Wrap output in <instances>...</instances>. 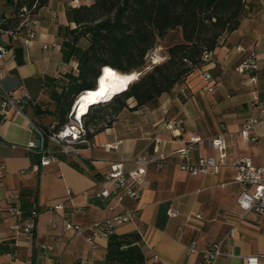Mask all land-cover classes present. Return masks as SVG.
I'll return each mask as SVG.
<instances>
[{
  "label": "crops",
  "instance_id": "1",
  "mask_svg": "<svg viewBox=\"0 0 264 264\" xmlns=\"http://www.w3.org/2000/svg\"><path fill=\"white\" fill-rule=\"evenodd\" d=\"M90 3L48 0L36 11L39 26L33 43L14 42L1 57L2 87L22 98L23 110L0 112V264H207L203 254L217 243L223 255L213 264H245V256L252 253L264 264V215L241 216L231 165L214 174H190L169 157L160 167L147 169L137 202L139 220L120 223L110 235L97 236L94 248L85 234L64 231L65 217L88 227L122 211L111 196L97 194L104 174L112 161L124 162L130 170L132 159L150 150L155 138L161 150L172 152L191 136L199 137L190 151L196 162L216 154L210 140L222 135L229 156L246 155L255 164H264V114L253 106L251 92L255 88L264 105V0H247L239 26L224 34L185 80L161 94L155 106L135 109L131 98L128 107L92 134L95 145L85 151V158L59 153L52 144L47 148L56 152V158L34 170L39 157L25 149L35 138L33 125L46 131L58 125L61 111L67 108L61 104L63 88L69 74L77 75V61H65L61 49L70 29L76 27L67 16V6ZM11 11L10 0L0 4V19ZM237 45L258 55L255 87L247 86L235 70L243 57L236 52ZM204 70L217 82L212 92L201 89ZM250 117L259 119L253 130L257 139L246 141L237 133ZM176 118L182 119L181 127L165 128L167 121ZM113 142H118L116 148H104ZM103 185L110 188L112 182L105 180ZM16 193L22 216L39 210L30 239L10 227L14 216L8 207ZM57 202H63L66 210H53L51 205ZM171 204L179 209L177 216L168 215ZM75 205L83 209L70 211ZM193 239L198 251L189 253L187 245Z\"/></svg>",
  "mask_w": 264,
  "mask_h": 264
},
{
  "label": "trees",
  "instance_id": "2",
  "mask_svg": "<svg viewBox=\"0 0 264 264\" xmlns=\"http://www.w3.org/2000/svg\"><path fill=\"white\" fill-rule=\"evenodd\" d=\"M47 1L18 0V6L36 4L38 9ZM246 2L92 0L90 4L67 6V16L76 27L70 29L61 49L65 61H77V75H68L69 81L61 94V104L67 108L61 111L57 126L67 121L66 113L77 97L95 88L100 70L106 65L123 73H140L124 90L107 101L90 105L85 111L83 121L92 129L89 138L106 127L112 116L128 107L129 98L135 100V109L155 106L161 94L170 92L202 65L204 53H211L224 34L239 26ZM176 30L179 36L167 47V58L149 64L148 51ZM104 108L109 111L100 113Z\"/></svg>",
  "mask_w": 264,
  "mask_h": 264
},
{
  "label": "built area",
  "instance_id": "3",
  "mask_svg": "<svg viewBox=\"0 0 264 264\" xmlns=\"http://www.w3.org/2000/svg\"><path fill=\"white\" fill-rule=\"evenodd\" d=\"M10 2L12 6L11 13L3 14L0 19V60L4 54L9 52L11 44L14 42H20L25 46L31 45L37 35L39 26L36 4L32 6H18V0H10ZM235 49L237 53L243 54L241 61L235 66V70L244 77V83L247 86L255 87L257 82L256 71L258 69V55L256 51L254 49H247L241 45H237ZM209 55L210 53H204L202 59H207ZM202 78V91L212 92L217 82L211 72L204 70ZM181 91H184V88ZM251 92L253 94V106L261 114H264V105L259 101L255 88ZM25 97L29 98V95L26 93ZM11 110L22 113V98L17 97L14 91L4 89L0 81V112L7 113ZM258 121L257 117L248 118L243 122L237 134L246 141L256 140L257 135L253 130ZM181 126V118L169 120L165 124V128ZM33 129L35 130V134L38 133L40 135V142L37 144L35 135V138L25 145V149L35 153L39 157L38 164L33 167L34 170H38L39 166L48 165L56 158V152L46 147V139L58 147L59 153L83 158H85V151L95 145L94 141L88 136V132L92 131V129L89 130L85 126L83 117L74 113V105H72L68 114L67 121L62 125H53L48 131L35 125H33ZM198 140L199 137L191 136L185 146L172 152H166L161 150L159 138H155L150 150L140 153L132 159L133 167L130 170L125 169L124 162H110L109 169L104 174V180L101 181L102 188L97 194L105 197L111 196L117 204L123 206L122 211L112 217L96 221L88 227H83L65 217L62 221L64 231L73 234H85L87 240L94 248L96 247L95 239L97 236L110 235L113 233L116 225L120 223L139 220L137 202L144 187V177L147 169L152 165L160 167L169 157H175L179 169L190 174H214L223 166L231 165L235 171L233 183L238 187L236 204L241 210V216H245L250 212L264 215V164L257 165L251 157L246 155L229 156L227 145L222 135L213 137L210 140L212 148L216 151L215 155L203 156L198 161L193 162L190 151ZM117 146L118 142H113L105 144L104 148L110 150ZM105 180L112 182L110 188L103 185ZM70 194L71 191L68 189L66 197L69 198ZM51 208L55 211L66 210V205L63 202H57L51 205ZM82 209L83 207L79 205L70 207V211H81ZM8 211L14 216L10 227L16 233H23L26 238H32L39 210L37 208L33 209L30 215L26 217L22 216L19 207V195L16 193L11 195ZM167 213L169 216H177L179 209L177 206L171 204L167 209ZM54 223L55 221H51V224ZM139 224L143 226L145 222L140 219ZM181 228L182 226H179V229ZM87 231L88 233H86ZM231 233L232 230H230L229 234ZM197 251V240L193 239L187 245V252L193 253ZM221 255H223V252L220 249V243H217L203 254V258L207 264H213ZM259 258V255L254 253L246 255L244 258L245 264H259ZM26 263H29V260Z\"/></svg>",
  "mask_w": 264,
  "mask_h": 264
},
{
  "label": "bare ground",
  "instance_id": "4",
  "mask_svg": "<svg viewBox=\"0 0 264 264\" xmlns=\"http://www.w3.org/2000/svg\"><path fill=\"white\" fill-rule=\"evenodd\" d=\"M154 61H157L156 57L154 58ZM105 69L110 71L106 72ZM131 76H134L136 79L138 71L123 73L108 65L102 67L101 75L98 77L97 87L85 90L77 97L74 104V113H77L78 116L82 117L90 105L107 101L112 95L124 90L133 80H135L125 79L126 77Z\"/></svg>",
  "mask_w": 264,
  "mask_h": 264
},
{
  "label": "rangeland",
  "instance_id": "5",
  "mask_svg": "<svg viewBox=\"0 0 264 264\" xmlns=\"http://www.w3.org/2000/svg\"><path fill=\"white\" fill-rule=\"evenodd\" d=\"M79 1L83 2V3H87L88 1L92 2V0H79ZM5 2H6V0H0V4L5 3ZM178 36H179V33L176 30L174 32H170L164 39L160 40L159 43H157L155 45V47H153L151 50L148 51L147 56H146L147 62L149 64H153V63H159V62L164 61L167 58V52H166L167 47L169 45H171L172 43H174L177 40ZM155 57L157 59L156 62L154 61ZM138 73H140V72H138ZM130 100H131V98H129L127 101H130ZM108 111L109 110L107 108L100 109V113H107ZM45 145H46V147L53 146L52 143L51 144L49 143L48 139L45 140Z\"/></svg>",
  "mask_w": 264,
  "mask_h": 264
},
{
  "label": "water",
  "instance_id": "6",
  "mask_svg": "<svg viewBox=\"0 0 264 264\" xmlns=\"http://www.w3.org/2000/svg\"><path fill=\"white\" fill-rule=\"evenodd\" d=\"M101 72H102V69L100 70V73H99L98 77L101 75ZM138 75H139V73H138ZM98 77L96 79L95 88L98 85ZM36 139H37V144H38L40 142V135L38 133H36Z\"/></svg>",
  "mask_w": 264,
  "mask_h": 264
},
{
  "label": "snow or ice",
  "instance_id": "7",
  "mask_svg": "<svg viewBox=\"0 0 264 264\" xmlns=\"http://www.w3.org/2000/svg\"><path fill=\"white\" fill-rule=\"evenodd\" d=\"M105 71L108 72V71H110V70L105 69ZM125 79H126V80H131V79H135V77H134V76H131V77H126Z\"/></svg>",
  "mask_w": 264,
  "mask_h": 264
}]
</instances>
